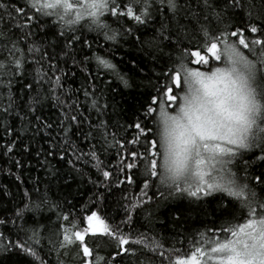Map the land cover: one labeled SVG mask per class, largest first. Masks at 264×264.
Listing matches in <instances>:
<instances>
[{
	"label": "trees",
	"instance_id": "1",
	"mask_svg": "<svg viewBox=\"0 0 264 264\" xmlns=\"http://www.w3.org/2000/svg\"><path fill=\"white\" fill-rule=\"evenodd\" d=\"M3 2L27 9L26 0ZM69 2L75 3V0ZM116 2L120 5L118 12L131 3L133 10L140 14L141 5L134 0ZM239 2V7L225 9L230 18L224 21L229 24L228 31L239 27L247 40L264 39L260 33H250L244 27L255 24L264 28V15H261L264 0ZM178 3L184 5L185 0H178ZM188 3L197 12L203 7L197 0H188ZM213 4L217 12L223 6L218 0H213ZM149 12L152 20L143 26L128 17L118 19L106 12L103 21L110 29L121 33L116 40L106 39L103 31L90 30L85 17L74 26L75 32L63 29L69 36L74 34L80 36L81 41H87V44L73 42L71 48L64 47L63 40L56 41L62 28L55 17L39 18L43 27H36L38 14L28 12L34 18L33 23L22 30L12 28L9 33L17 47L23 50L26 62L22 73L12 78L10 89L0 84V94H3V103H0V220L4 221L0 224L3 234L0 264H41V261L43 264H180L191 260L197 248L206 253L211 240L231 238L230 233L225 235V229L245 222L241 212L246 218L248 210L240 199L206 188L195 196L190 195L194 187L189 190L185 186L182 192L166 189L159 182V174L143 175V157L136 159V169L121 171L131 162L130 151L145 153V146L152 140L157 141L154 116L145 113L151 97L168 83L165 76L169 69L179 62L185 49L207 54L202 47L205 39L195 21L180 16V23L187 27L178 34L173 13L166 3H153ZM18 22L24 24L26 20L22 17ZM11 23L5 20V31ZM201 23H204L202 17ZM163 25H167V29H162ZM129 28L131 32L127 31ZM207 28L210 35H218L222 25L209 15ZM28 31L32 35L22 39ZM166 36L169 39H164ZM153 41L160 50L148 46ZM30 45L39 51L28 52ZM241 49L253 58L246 49ZM259 54L257 46L256 55ZM6 55L0 53V60ZM96 56L114 64L115 70L99 66ZM189 59L195 60L194 57ZM215 66H219V62L212 64L210 61L209 65L199 67L202 71H211ZM57 76L60 85L53 87L49 81H55ZM120 77L127 80L129 86L126 87ZM6 79L0 76V81ZM29 83L32 89L24 87ZM85 90L89 93L87 97ZM38 92L41 103L30 107L31 98ZM9 96L13 107L4 114ZM93 100L97 101L96 107L92 105ZM73 101L87 120L80 127L71 125L65 136L61 121H64L63 127H70V120H64V116L77 114L74 108L69 109ZM173 108L174 104L169 106V110ZM36 116L42 123H37ZM102 122L104 127L97 128ZM137 123L146 129L144 134L135 128ZM45 124L51 127L46 128ZM90 131L92 136L86 139L85 134ZM133 140L138 143H130ZM13 141L15 147L9 153L5 145ZM24 144L30 145L27 153L23 151ZM158 150L157 143L153 151ZM92 151L96 152L98 160L90 156ZM16 160L20 161V166L15 164ZM229 169L247 181L257 201L264 203V144L240 150ZM103 171L111 175L105 178ZM129 174H134L132 184L126 181ZM120 180L125 183L119 184ZM145 180L149 184L147 189L144 188ZM98 194H102V198ZM31 204H40L39 210L25 209V205ZM133 204L135 209L131 208ZM20 210H23L22 215H17ZM92 212L128 243L118 247L112 237L104 235L97 220L87 219ZM93 225H97L95 232L89 230ZM30 229L36 231L35 236ZM64 229L69 234L81 232L84 239L80 247H59ZM84 246L90 250L87 257L83 255ZM28 247L36 256L24 250ZM123 250H127L126 254ZM97 257L101 259L97 261ZM196 258L199 259L198 253Z\"/></svg>",
	"mask_w": 264,
	"mask_h": 264
},
{
	"label": "snow or ice",
	"instance_id": "2",
	"mask_svg": "<svg viewBox=\"0 0 264 264\" xmlns=\"http://www.w3.org/2000/svg\"><path fill=\"white\" fill-rule=\"evenodd\" d=\"M222 2L223 6L220 11L215 10L213 0H197L198 4H202L200 12L192 9L191 4L188 0H185L184 5H180L178 0H134V3L141 5L140 14H137L132 7V4L125 5V10L119 11L120 5L116 0H75V3L69 2V0H26L27 9L25 7H17L15 4L9 5L8 3L0 0V53H6L4 60H0V76L7 77L6 81H0V84L5 86H11V80L17 74L22 73L24 63L26 62V57L21 48L17 47V42L11 39L9 33L12 28L17 30L26 29L33 23V16L28 15V12H34L38 14L35 22L36 27H43L40 23L39 18L43 17H55L56 21L61 25L62 30L56 36V41H65L64 47L71 48L73 42L87 44V41H81V37L77 35H67L63 29L75 32V25L79 24L81 20H85L88 24L90 30L103 31L105 38L108 40H116L118 33L116 30L109 28L102 17L104 14L110 13L112 17L122 18L128 17L137 24L143 26L151 22L152 14L149 12V8L153 3H159L160 5L167 4L169 10L173 13L172 20L174 21L175 28L179 33H183L187 25L181 24L179 17L183 16L185 20L195 21L199 25L200 32L203 34L205 43L203 44V50L205 53L202 55L199 51H190L185 49L179 58L178 63H174V66L169 69V74L165 76V80L168 82L163 87L159 88L156 95L151 97V102L147 107L145 113L146 116H154V118L159 115L167 117L169 112V106L175 105L172 111L177 108L184 113L185 116L189 118V125H191L192 132L195 136H189L188 140H185V144L196 143V137H199L200 145H197V150L202 146L204 152L209 154V160H205L201 157L197 160L198 174L201 177V183L199 186L195 187V191H190V195L195 196L198 192L206 189L215 188H225L229 191L232 196L240 199L243 207L247 208V217H244L243 212H241V218L245 219V222L239 224L235 227H230L225 229V235L231 234V238H225L223 240L216 239L209 242V248L207 252L201 251L197 248L196 252L193 253L190 261H181L180 264H264V203H259L255 200H246L245 192L241 188L239 191L226 187L232 183L226 176L223 175L224 166L231 164L232 159H234L238 152V147L243 144V139L246 138L248 130L251 128V124L247 118L246 113L251 112L255 107L258 109V105L255 103V96L257 90L253 89L249 85L250 79H255L258 75L257 88L259 94L264 96V39L256 38L247 40L243 34V30L239 27L235 31H228L229 24L224 23L225 20L230 18L225 14V9H233L240 6L239 0H218ZM209 15L213 16L217 21L218 25H222L219 28L218 35H210L207 24L209 21ZM261 15H264V6H262ZM25 18L26 22L20 24L18 21L20 18ZM201 17L204 23H201ZM5 20L12 22L11 27L5 31L4 22ZM250 33H260L264 36V28H258L255 24L245 25ZM162 29H167V25H163ZM131 32L132 29H127ZM111 33V34H109ZM30 31L24 34L22 39H26L31 36ZM164 39H169V37H164ZM231 39L235 44L239 45L240 48L246 49L253 58L250 60L247 56L242 55L236 47L229 45L228 41ZM180 41L177 40V43ZM251 45V46H250ZM149 47L158 48L156 41L149 42ZM259 46L260 54L256 55V49ZM91 47V45H88ZM190 48L192 45L190 44ZM39 51L38 48L34 46L28 47V52ZM65 55H68L66 52ZM194 57L195 60L189 59ZM87 59V58H85ZM95 59L98 65L110 70H115V65L100 56H96ZM217 64L211 69V71H202L199 66H207L210 64ZM195 63L199 66H189ZM224 65V66H222ZM53 69L54 65H50ZM40 76L39 71H37V77ZM123 80V77H120ZM199 83L204 92V99L201 100L199 105L195 110L192 107V101L184 94V86L189 84V82ZM53 87H58L60 85V77L57 76L55 81H49ZM124 85L127 87L128 81L123 80ZM27 89H32L33 85L31 83L24 86ZM85 96L87 97L89 93L85 90ZM39 97V92L36 97H32L30 100L31 105H39L41 99ZM57 99L60 103L63 101L59 97H53ZM239 101V105L235 106V102ZM0 103H3V94H0ZM93 107H96L97 101H92ZM155 105V106H153ZM13 101L11 96L8 97V104L3 108L4 114L9 113L12 110ZM75 109L76 115L64 116V120H70V127H63L64 121H61V127L63 128L65 136L68 135L71 130V125L80 127L82 122L87 120L82 113L79 112L78 105L76 101H73L72 105H69V109ZM35 111V108L32 109ZM215 113L219 120L213 119L211 113ZM79 116V120H78ZM37 123H42L41 118L36 116ZM44 127L50 128V124H45ZM97 128H103V122L96 126ZM259 128V126H257ZM135 128L139 130L141 134H144L146 129L141 127L139 123L135 124ZM187 130V129H186ZM5 131L10 135V130L6 127ZM36 131H39L37 129ZM151 132V129L147 130ZM259 132H264V128H260ZM92 136V132L85 134V138ZM101 138L106 137L101 134ZM130 143L135 144L138 141L133 140ZM264 144L257 133L253 137L251 147L260 146ZM247 146V145H244ZM7 152H12L15 147V141L8 145H5ZM157 148V141L152 140L145 146V153H138L137 151L129 152L128 162L124 165L125 169L133 170L137 168L135 163L138 157H143V175L145 177L157 176L158 168V151H153ZM30 150L29 144L23 145V151L27 153ZM40 153L38 152L37 155ZM51 154V153H49ZM93 159H97L95 151L90 153ZM216 157H229L228 159H215ZM80 159V156H77ZM209 163L215 165L219 163L221 165L220 171L221 176L217 178L215 185L204 180V177L209 175L211 168L208 166ZM15 164L20 166V161L16 160ZM103 177L108 178L111 175L109 171H103ZM126 181L128 184L134 182V174H129L126 176ZM125 180H120L119 184L123 185ZM107 186V185H106ZM149 184L147 180L144 181V188L147 189ZM189 190L190 187H187ZM183 189L177 188L178 192H182ZM102 198V194H98ZM255 197V194L252 193ZM151 199V197H148ZM44 201L41 200V203ZM255 203L256 207H253ZM50 206V205H49ZM136 205H131L132 209H135ZM40 204L25 205V209L29 210H39ZM23 210L17 213V215H22ZM65 220L68 219L67 216L63 217ZM130 218V217H129ZM89 221L97 220L98 225L102 227L103 234L112 237L118 247L127 244L128 240L123 236H117L115 232L112 231L110 226H108L103 220H100L96 212H92L90 216L87 217ZM4 221L0 220V224ZM93 231H96L97 225H93ZM33 232V236L36 235L35 230H29ZM3 234L0 233V237ZM30 240L32 237L29 238ZM83 235L81 232L68 233L67 229L63 230V240L59 241V247H71L76 245L80 247L83 243ZM80 242L79 244L77 242ZM141 243L140 240L136 241ZM39 243V240H36ZM155 243V242H154ZM24 248V245H20ZM156 247H159L156 244ZM30 255L36 256V253L31 247L25 248ZM126 254L127 250H123ZM197 253L199 254V259L196 258ZM90 254V250L87 246L83 247V255L87 257ZM117 255H121V252H117ZM39 259V257H36ZM101 259L97 257V261ZM43 264V261H41Z\"/></svg>",
	"mask_w": 264,
	"mask_h": 264
},
{
	"label": "clouds",
	"instance_id": "3",
	"mask_svg": "<svg viewBox=\"0 0 264 264\" xmlns=\"http://www.w3.org/2000/svg\"><path fill=\"white\" fill-rule=\"evenodd\" d=\"M229 45L237 48V50L248 59L251 58L245 54V52L235 44L234 41L229 39ZM224 66V65H222ZM258 75L255 79L249 80V85L253 89L257 90L255 96V103L258 105L257 108H253L251 112H247V118L251 124V128L248 130L246 138L243 139V144L238 147V152L243 149L251 148L253 137L259 133V136L264 140V132H259L260 128H264V96L259 94L257 88ZM184 94L192 101L193 110L197 108L201 100L204 99L205 90L199 83L189 82L184 86ZM239 101L235 102V106L239 105ZM169 114L167 117L157 115L154 118L155 123V135L158 143V168L160 184L166 188L171 189L174 192H178L177 188L183 189L185 186L195 188L200 185L201 177L198 174L197 160L203 157L205 160H209V154L204 152L202 146L197 150V145H200L199 137H196L195 144H185V140L189 139V136H195L192 132L191 125H189V118L184 115L183 112L177 108L175 111L168 110ZM213 119L219 120L214 112L211 113ZM259 126V128L257 127ZM187 129V130H186ZM247 145V146H244ZM237 152V153H238ZM229 157H216L215 159H228ZM212 170L204 177V180L213 183L215 185L218 177L221 176V165L219 163L208 165ZM223 175L232 181L230 185L226 187L239 191L241 188L244 190L246 200L257 199L252 196L253 190L247 181L241 180L237 175L232 173L229 169V165L224 166ZM213 191H223L225 194L230 195V192L225 188H213ZM237 198L235 196H232ZM239 199V198H238ZM255 206V203L252 205Z\"/></svg>",
	"mask_w": 264,
	"mask_h": 264
},
{
	"label": "rangeland",
	"instance_id": "4",
	"mask_svg": "<svg viewBox=\"0 0 264 264\" xmlns=\"http://www.w3.org/2000/svg\"><path fill=\"white\" fill-rule=\"evenodd\" d=\"M91 227V226H90ZM89 230H93V227H91ZM190 261V260H189ZM203 264V263H202Z\"/></svg>",
	"mask_w": 264,
	"mask_h": 264
}]
</instances>
